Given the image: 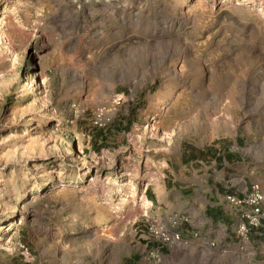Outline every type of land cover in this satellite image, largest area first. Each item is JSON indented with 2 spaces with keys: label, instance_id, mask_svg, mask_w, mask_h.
I'll return each instance as SVG.
<instances>
[{
  "label": "rangeland",
  "instance_id": "rangeland-1",
  "mask_svg": "<svg viewBox=\"0 0 264 264\" xmlns=\"http://www.w3.org/2000/svg\"><path fill=\"white\" fill-rule=\"evenodd\" d=\"M248 179L263 207L264 0H0V264H264V222L151 238Z\"/></svg>",
  "mask_w": 264,
  "mask_h": 264
},
{
  "label": "crops",
  "instance_id": "crops-1",
  "mask_svg": "<svg viewBox=\"0 0 264 264\" xmlns=\"http://www.w3.org/2000/svg\"><path fill=\"white\" fill-rule=\"evenodd\" d=\"M180 159L184 164L198 162L200 166L204 167V163H214L223 168L225 165L237 162V155L228 151L220 154L210 146H206L203 149L189 147V149L182 150ZM253 181L248 179L240 190L227 188L220 183L210 181L207 184H203L202 193H193L191 196L184 197L182 200L183 209L176 212L188 216L189 221L183 225L201 227L205 229L206 234L210 233L213 227L232 230L239 218L237 212H235L237 211V207L230 203L226 199V196H243ZM171 212L173 210L169 207L155 211L157 218L163 221L167 220V217L172 214ZM147 243L148 240L145 242V245H148Z\"/></svg>",
  "mask_w": 264,
  "mask_h": 264
},
{
  "label": "built area",
  "instance_id": "built-area-1",
  "mask_svg": "<svg viewBox=\"0 0 264 264\" xmlns=\"http://www.w3.org/2000/svg\"><path fill=\"white\" fill-rule=\"evenodd\" d=\"M226 199L237 207L238 222L231 230L234 236L242 239L255 228L264 222V209L262 207L263 194L259 184L255 181L251 182L248 190L241 197L227 195ZM189 221L188 216L183 213L170 214L164 221V227L160 226L153 229L151 238L159 242L160 247L164 244H184V240L180 237L182 231L181 225ZM149 242H151L149 240Z\"/></svg>",
  "mask_w": 264,
  "mask_h": 264
}]
</instances>
